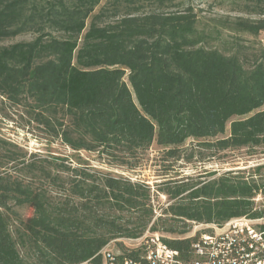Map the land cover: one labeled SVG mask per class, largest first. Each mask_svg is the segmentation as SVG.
Here are the masks:
<instances>
[{
  "label": "trees",
  "instance_id": "16d2710c",
  "mask_svg": "<svg viewBox=\"0 0 264 264\" xmlns=\"http://www.w3.org/2000/svg\"><path fill=\"white\" fill-rule=\"evenodd\" d=\"M102 2L0 0V41L36 35L0 47V97L30 107L72 151L127 170L154 144L172 158L189 140L215 153L264 147L263 46L214 48L185 0H108L95 14ZM244 14L229 28L258 37L264 0H247ZM26 157L0 139V264H102L114 241L264 219L262 166L166 182L160 192L175 202L157 217L144 183ZM164 242L186 257L193 239Z\"/></svg>",
  "mask_w": 264,
  "mask_h": 264
},
{
  "label": "rangeland",
  "instance_id": "374dc122",
  "mask_svg": "<svg viewBox=\"0 0 264 264\" xmlns=\"http://www.w3.org/2000/svg\"><path fill=\"white\" fill-rule=\"evenodd\" d=\"M107 1L103 0L95 14H98L101 8L106 6ZM185 3L191 6L197 14L198 29L215 37L211 42L214 48L224 52L236 42L245 46L264 47V32L258 37H254L244 33H233L229 28V22H232L233 19L248 17L244 14L247 0H185ZM107 20L109 21V19ZM91 22L92 19L88 20V27ZM35 37L34 33H26L15 38L1 40L0 47L30 42ZM229 134L230 123L225 137ZM0 139L17 146L20 152L27 156L28 160L33 159V156H37L39 159H57L58 163L64 162L73 167L90 168L113 177L144 183L151 188L152 204L155 207L157 217L160 216L162 210L167 209L175 202L160 192L161 187L166 182L171 184L180 181L195 183L218 178L228 172H244L248 177L259 166H262L259 178L264 179V147L215 153L214 150L207 149L195 140H189L180 147L176 158L168 155L169 148H162L154 144L142 156L140 166L136 170L111 166L102 160L97 153L72 151L34 121V111L30 107L16 106L2 97H0ZM8 170L12 173L17 171L12 167H9ZM32 183L34 184V181ZM255 204L256 208L262 209L264 197L258 196L255 199ZM21 213L25 218L32 216L30 209L21 210ZM228 229L227 226L219 229L214 226L192 223L189 233L184 236L161 234L166 239L178 240L203 234L220 236ZM141 243L143 241L134 243L129 239L114 241L104 253L119 255L123 248L133 249Z\"/></svg>",
  "mask_w": 264,
  "mask_h": 264
},
{
  "label": "built area",
  "instance_id": "2783aa9c",
  "mask_svg": "<svg viewBox=\"0 0 264 264\" xmlns=\"http://www.w3.org/2000/svg\"><path fill=\"white\" fill-rule=\"evenodd\" d=\"M219 229H229L223 235H199L193 239L189 254L172 249L160 233H147L143 238L130 240L143 241L138 247L128 249L133 256L123 253L114 255L102 251V264H264V219H233ZM184 240V239H183ZM85 264H94L88 262Z\"/></svg>",
  "mask_w": 264,
  "mask_h": 264
}]
</instances>
